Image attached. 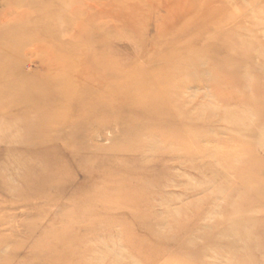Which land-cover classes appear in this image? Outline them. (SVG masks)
<instances>
[{
    "label": "rangeland",
    "instance_id": "374dc122",
    "mask_svg": "<svg viewBox=\"0 0 264 264\" xmlns=\"http://www.w3.org/2000/svg\"><path fill=\"white\" fill-rule=\"evenodd\" d=\"M253 10L0 0V264H264Z\"/></svg>",
    "mask_w": 264,
    "mask_h": 264
},
{
    "label": "bare ground",
    "instance_id": "6f19581e",
    "mask_svg": "<svg viewBox=\"0 0 264 264\" xmlns=\"http://www.w3.org/2000/svg\"><path fill=\"white\" fill-rule=\"evenodd\" d=\"M13 1V0H12ZM67 6V5H66ZM47 9V8H46ZM253 12H254V14L256 15V16H259V17H264V15H262L261 14V11H258V10H253ZM3 15H2V12H1V14H0V19H2L3 17H2ZM3 21V20H2ZM5 21V20H4ZM11 21V20H10ZM13 32V31H12ZM13 35V34H12ZM22 35V34H21ZM23 40H25V39H23ZM27 41H29V39H27ZM232 42V41H231ZM234 42V44H236V42H237V40H234L233 41ZM207 47L205 46V47H203V49H206ZM251 48V46H248V48L247 49H235L236 50V52H235V56H234V59L236 60V61H234L233 59L231 60V62H229V65L230 66H240L241 64H243V63H248L249 61H248V57H249V49ZM254 50V49H253ZM48 53V52H47ZM236 57V58H235ZM30 62V61H29ZM29 65V64H28ZM30 67H32V66H30ZM259 67L260 68H262L263 70H264V63H262V64H260L259 65ZM264 74V73H263ZM241 83L242 82H244V81H242V79H240L239 80ZM180 82H177L176 84H179ZM130 85V84H129ZM133 87V86H132ZM256 88V86L254 85L253 86V88ZM113 91V90H112ZM144 93V92H143ZM140 94V93H139ZM146 94V93H145ZM130 99H132V98H130ZM133 100V99H132ZM6 109V108H5ZM4 110V109H3ZM173 143V142H172ZM174 144V143H173ZM179 145V144H178ZM188 145V144H187ZM93 149V148H92ZM192 149V148H191ZM189 151V150H188Z\"/></svg>",
    "mask_w": 264,
    "mask_h": 264
}]
</instances>
